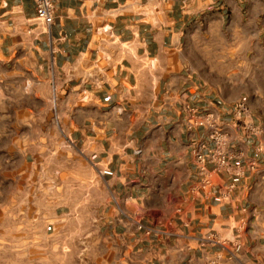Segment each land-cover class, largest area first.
I'll list each match as a JSON object with an SVG mask.
<instances>
[{
	"label": "crops",
	"instance_id": "crops-1",
	"mask_svg": "<svg viewBox=\"0 0 264 264\" xmlns=\"http://www.w3.org/2000/svg\"><path fill=\"white\" fill-rule=\"evenodd\" d=\"M53 5L46 27L36 0H0V151L19 152L45 241L72 243L76 225L77 243L96 230L98 264H264V0ZM104 24L125 50L97 74ZM238 102L259 135L234 118ZM186 106L218 117L255 166L245 178L191 192L205 132L186 130ZM226 183L236 190L223 202Z\"/></svg>",
	"mask_w": 264,
	"mask_h": 264
},
{
	"label": "rangeland",
	"instance_id": "rangeland-1",
	"mask_svg": "<svg viewBox=\"0 0 264 264\" xmlns=\"http://www.w3.org/2000/svg\"><path fill=\"white\" fill-rule=\"evenodd\" d=\"M22 171L18 151H0V264H98L94 256L100 251V240L94 228L89 232L93 237L90 244L77 243L81 234L76 225L66 234L72 236V243L52 245L45 241L50 234H46L42 217L29 212L35 202L29 196L28 179L19 177ZM257 193L264 219V170Z\"/></svg>",
	"mask_w": 264,
	"mask_h": 264
},
{
	"label": "built area",
	"instance_id": "built-area-1",
	"mask_svg": "<svg viewBox=\"0 0 264 264\" xmlns=\"http://www.w3.org/2000/svg\"><path fill=\"white\" fill-rule=\"evenodd\" d=\"M53 0H36L35 17L44 26L48 27L53 22ZM99 45L95 50V58L92 71L102 74L107 68L114 55L125 50L115 38L112 28L104 24L96 31ZM88 74V78L95 75ZM77 100L84 102L87 99V91H80L76 97ZM234 118L242 125L245 134L254 137L260 134L261 130L247 121L248 108L244 102H238L234 108ZM184 126L186 130L192 131L201 129L205 132L204 141L193 152V162L199 180L191 188L192 193H202L205 196L210 195L215 186L214 177L216 175H226L232 178H245L246 172L255 168L253 163L243 166L240 161L245 158L244 151L232 145L231 136L226 127L220 122L218 117L211 113H200L196 108L186 106L184 109ZM103 175L110 176L108 171L101 172ZM236 185L234 183L224 184L219 191V198L223 202L230 201ZM140 229V227H138ZM221 245H224L222 243ZM239 245L235 246V251H239Z\"/></svg>",
	"mask_w": 264,
	"mask_h": 264
}]
</instances>
